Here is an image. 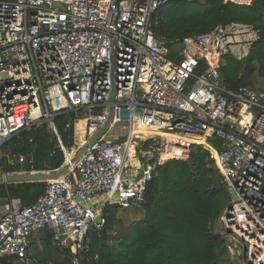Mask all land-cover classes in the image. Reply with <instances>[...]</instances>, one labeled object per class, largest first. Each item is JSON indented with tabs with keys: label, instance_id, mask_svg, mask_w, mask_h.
Returning <instances> with one entry per match:
<instances>
[{
	"label": "built area",
	"instance_id": "2783aa9c",
	"mask_svg": "<svg viewBox=\"0 0 264 264\" xmlns=\"http://www.w3.org/2000/svg\"><path fill=\"white\" fill-rule=\"evenodd\" d=\"M178 1L185 0H0V175L8 174L6 160L33 161L5 143L45 124L62 166L76 162L62 179L42 180L36 202L2 216L0 264H33L30 236L41 228L70 264L97 259L91 233L105 224L103 210L141 207L154 171L177 158L165 154V136L144 134L137 143L141 128L206 138L229 194L217 228L230 257L264 264V87H227L220 71L226 57L250 54L259 31L231 22L183 39L158 37L156 11ZM110 109V124L91 143ZM60 114L74 116L66 128L75 137L83 130L81 141L64 143L54 122ZM118 123L127 134L111 135ZM193 144L179 158L188 159ZM133 145L138 166L128 162Z\"/></svg>",
	"mask_w": 264,
	"mask_h": 264
},
{
	"label": "trees",
	"instance_id": "16d2710c",
	"mask_svg": "<svg viewBox=\"0 0 264 264\" xmlns=\"http://www.w3.org/2000/svg\"><path fill=\"white\" fill-rule=\"evenodd\" d=\"M231 22L252 24L260 37L244 59H224L220 66L224 84L230 88L264 87V0H254L250 5L225 0L170 2L156 11L153 28L158 37L183 39ZM71 116L74 117L60 114L54 119L66 145L73 144L75 139V130L66 128ZM211 142L219 146L218 140ZM56 143L47 124L23 131L6 142L5 147L33 161L11 165L6 160L3 169H58L64 156L61 151L53 153ZM207 147L210 148L193 144L188 159H169L154 171L146 189V201L139 207L145 216L133 221L114 244L112 231L120 208L106 207L105 224L91 233L89 255L98 258L90 264H239L230 257L223 235L216 230L229 194ZM45 186L44 181L0 183V197L19 200L26 206L37 201ZM65 253L64 264H70L69 252ZM6 262L3 260L2 264Z\"/></svg>",
	"mask_w": 264,
	"mask_h": 264
},
{
	"label": "rangeland",
	"instance_id": "374dc122",
	"mask_svg": "<svg viewBox=\"0 0 264 264\" xmlns=\"http://www.w3.org/2000/svg\"><path fill=\"white\" fill-rule=\"evenodd\" d=\"M200 71H202L201 67L199 68L198 72ZM71 119L73 120L72 116H71ZM82 125H85V124H83L82 122ZM117 134L119 135L127 134V131L123 128V123H118L115 129L113 130V132L111 133V135H117ZM165 136H168V133H165ZM84 137H85V132L83 130L81 129L76 130V137H75L76 140L81 141ZM169 137H170L169 148L171 151L170 156H176L177 158L181 157L182 155L188 154V145L191 143L202 144L205 147L208 145L206 140L202 141V143H198L195 141H189L185 138H180L177 135L169 134ZM49 171H52V170H49ZM144 216H145V212L142 208L132 207L127 210L120 209L118 213V220H117L116 226L113 228V231H112L111 242L113 244L117 243L119 239L121 238L122 234L126 231L127 227L133 221L141 219ZM216 230L219 231L217 227H216ZM39 236L43 238V241L41 243H38L37 241L33 243L34 250L36 251L37 256L46 263L55 264L57 262H63L65 260L64 258L66 257V253L61 252L59 249L53 247L49 243V236L43 228L38 229L37 231L32 233V235L30 236V241L32 240V238L38 239Z\"/></svg>",
	"mask_w": 264,
	"mask_h": 264
},
{
	"label": "water",
	"instance_id": "95a60500",
	"mask_svg": "<svg viewBox=\"0 0 264 264\" xmlns=\"http://www.w3.org/2000/svg\"><path fill=\"white\" fill-rule=\"evenodd\" d=\"M110 97L111 99L114 97V91L111 92ZM112 114H113V110L110 109V118L108 122L106 123V126L90 139L91 143H94L101 136L102 132L108 127V125L111 122ZM67 170H68V166L64 165L54 170L53 172H51V174H47L46 170L38 171L36 168L33 171L27 172V173L25 172L8 173L5 177L0 175V183L42 181L44 179H47L48 175H51V177L64 175ZM101 220H102V216H98V218L96 219V222L99 223L101 222Z\"/></svg>",
	"mask_w": 264,
	"mask_h": 264
},
{
	"label": "bare ground",
	"instance_id": "6f19581e",
	"mask_svg": "<svg viewBox=\"0 0 264 264\" xmlns=\"http://www.w3.org/2000/svg\"><path fill=\"white\" fill-rule=\"evenodd\" d=\"M83 123L85 124V121H83ZM165 133H168V136H165ZM144 134H154V135H160V136H165L167 137L168 139V145H167V150H166V155L167 156H170L171 155V151H170V148H169V144H170V137H169V134L170 135H177L178 137L180 138H185L189 141H195V142H198V143H202V141L206 140L205 137L203 136H196V137H189V136H186V135H183V134H179V133H170V132H165V131H159V130H153V129H146V128H141V129H136L135 131V138L137 139V143H139V141L143 138ZM135 146L136 145H133L131 146L130 148V151H129V160L128 162L129 163H132L133 165L135 166H138V161L134 158V154H135ZM75 164L76 162L72 161V162H67L65 166H68V170L66 171L67 172H72V170L74 169L75 167ZM52 171H47V174H51ZM27 173V172H25ZM63 178V175H59V176H55V177H51V175H48L47 179H62Z\"/></svg>",
	"mask_w": 264,
	"mask_h": 264
},
{
	"label": "crops",
	"instance_id": "0c3cea01",
	"mask_svg": "<svg viewBox=\"0 0 264 264\" xmlns=\"http://www.w3.org/2000/svg\"><path fill=\"white\" fill-rule=\"evenodd\" d=\"M47 126H48V124H47ZM51 170L53 172L55 169H51ZM46 171H48V170H46ZM6 172H8V171H6ZM16 172H31V171L25 170V171H16ZM8 173H14V172L9 171ZM5 183H10V182H5ZM20 206H23V205H22V203L19 200H15V199L14 200H9L7 198L0 197V219L2 218V216L10 208H16V207H20ZM43 229L48 234V236H49V243L51 244V239H52V233H51V231L49 229H47V228H43ZM35 241H37L38 243H41L43 241V238L41 236H39L38 239L37 238L36 239L32 238V240L30 241L29 256H30V260L32 261V263L33 264H51V263L44 262L42 259H40L37 256L36 251L34 250V246H33V243H35ZM41 249H43V248H41ZM64 262H65V260L63 262H57L55 264H64ZM3 264H12V263L6 262V263H3Z\"/></svg>",
	"mask_w": 264,
	"mask_h": 264
}]
</instances>
